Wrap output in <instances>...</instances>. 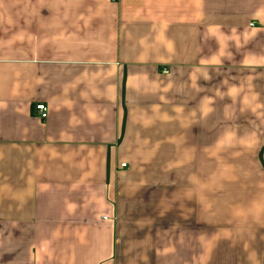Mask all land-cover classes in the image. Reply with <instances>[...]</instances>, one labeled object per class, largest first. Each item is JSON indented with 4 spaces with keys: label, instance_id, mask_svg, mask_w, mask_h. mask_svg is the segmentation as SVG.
<instances>
[{
    "label": "crops",
    "instance_id": "obj_1",
    "mask_svg": "<svg viewBox=\"0 0 264 264\" xmlns=\"http://www.w3.org/2000/svg\"><path fill=\"white\" fill-rule=\"evenodd\" d=\"M0 264H264V0H0Z\"/></svg>",
    "mask_w": 264,
    "mask_h": 264
},
{
    "label": "built area",
    "instance_id": "obj_2",
    "mask_svg": "<svg viewBox=\"0 0 264 264\" xmlns=\"http://www.w3.org/2000/svg\"><path fill=\"white\" fill-rule=\"evenodd\" d=\"M165 72V71H163ZM32 112L36 115L39 119L44 120L47 116V108L43 104H36L34 105ZM120 167H124V164L120 165Z\"/></svg>",
    "mask_w": 264,
    "mask_h": 264
}]
</instances>
